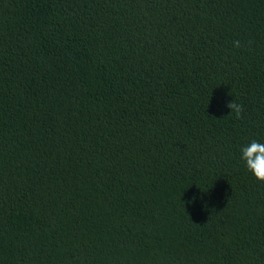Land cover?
<instances>
[{
    "label": "trees",
    "instance_id": "16d2710c",
    "mask_svg": "<svg viewBox=\"0 0 264 264\" xmlns=\"http://www.w3.org/2000/svg\"><path fill=\"white\" fill-rule=\"evenodd\" d=\"M253 139L264 0H0V264H264Z\"/></svg>",
    "mask_w": 264,
    "mask_h": 264
},
{
    "label": "clouds",
    "instance_id": "9594fccd",
    "mask_svg": "<svg viewBox=\"0 0 264 264\" xmlns=\"http://www.w3.org/2000/svg\"><path fill=\"white\" fill-rule=\"evenodd\" d=\"M236 47L241 46L239 40L234 42ZM227 106L231 109L230 113H234L237 118H242L244 106L235 100L228 102ZM241 159L245 167L251 172L255 178L264 182V142L251 140L248 144L240 148Z\"/></svg>",
    "mask_w": 264,
    "mask_h": 264
}]
</instances>
